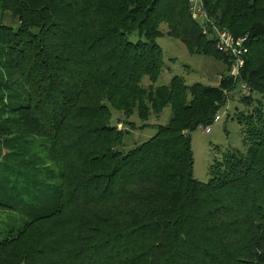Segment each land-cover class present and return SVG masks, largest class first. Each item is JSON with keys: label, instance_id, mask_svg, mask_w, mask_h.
<instances>
[{"label": "trees", "instance_id": "1", "mask_svg": "<svg viewBox=\"0 0 264 264\" xmlns=\"http://www.w3.org/2000/svg\"><path fill=\"white\" fill-rule=\"evenodd\" d=\"M204 5L249 37L240 80L188 0H0L1 18L18 22H0V212L23 220L0 241V264H264V0ZM162 24L189 53L227 66L219 87L178 76L155 86ZM240 82L251 90L250 110L234 115L245 149L224 153L201 183L191 133ZM167 107L168 125L121 150L129 130L112 125V110L134 130L135 113L145 123Z\"/></svg>", "mask_w": 264, "mask_h": 264}, {"label": "rangeland", "instance_id": "2", "mask_svg": "<svg viewBox=\"0 0 264 264\" xmlns=\"http://www.w3.org/2000/svg\"><path fill=\"white\" fill-rule=\"evenodd\" d=\"M0 22L15 29L18 27V22L13 20L9 14L4 15L3 18L0 14ZM160 31L162 35L156 43L163 51L164 65L160 78L155 84L156 87L169 85L176 76L181 77L188 86L202 84L208 87H219L223 76L227 74V66L222 61L201 54L189 53L187 47L181 41L169 36V29L166 24L161 25ZM131 40L136 41L137 39L132 37ZM142 84L148 87L152 83L148 77H145ZM244 97L247 96L243 95L239 84L237 89L228 95V104L217 114L220 116V120L210 125V132H206V127H199L191 133L194 178L199 182L209 183L211 180V166L216 161L221 160L223 154L228 150L243 151L245 149L242 126L234 119L236 111L247 112L250 110L242 102ZM172 117L171 107L165 108L160 116H152L145 123L135 113L128 120L137 126V129L133 130L127 125L119 124L118 122L124 123V118L120 112L112 110V125L117 126L118 124V128L121 126L120 130H129L121 150L129 151L147 142L157 134L158 126L168 125ZM144 124L147 126L143 127ZM22 224L23 220L20 219L18 214L1 211L0 241L7 237L10 226L19 228Z\"/></svg>", "mask_w": 264, "mask_h": 264}, {"label": "built area", "instance_id": "3", "mask_svg": "<svg viewBox=\"0 0 264 264\" xmlns=\"http://www.w3.org/2000/svg\"><path fill=\"white\" fill-rule=\"evenodd\" d=\"M188 4L190 14L193 20L201 26L203 35L213 37L218 52L230 58L232 64L230 71L231 78H233L234 81L240 80L249 53V37H235L228 30L221 28L217 22L207 14L204 0H188ZM240 86L243 95H251V90L248 85L244 82H240ZM219 120L220 116L216 115L214 122ZM205 129L207 133L210 132V126Z\"/></svg>", "mask_w": 264, "mask_h": 264}]
</instances>
